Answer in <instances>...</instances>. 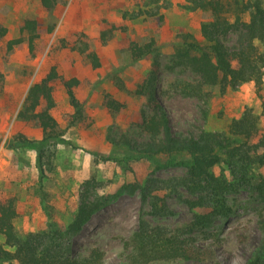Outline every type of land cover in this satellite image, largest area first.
Returning <instances> with one entry per match:
<instances>
[{
  "label": "rangeland",
  "instance_id": "obj_1",
  "mask_svg": "<svg viewBox=\"0 0 264 264\" xmlns=\"http://www.w3.org/2000/svg\"><path fill=\"white\" fill-rule=\"evenodd\" d=\"M223 1L232 7L233 0ZM244 18L247 20V15ZM26 19L38 23L35 53H30L27 42L9 51L8 42L21 36ZM211 20L210 11H194L187 0H57L51 12L42 8L40 0H0V24L8 29L0 45V201L15 199V227L21 238L50 226L66 229L77 212L82 184L92 176L100 184L97 191L108 195L126 183L146 185L150 179L170 181L185 176L182 167L155 171L147 159L137 160L128 148L115 145L125 136L138 142L148 138L142 131L143 115L152 111L146 97L134 92L149 72L153 57L133 60L128 50L131 42H157L162 65V93L157 95L175 133L190 136L227 132L230 123L241 119L246 109L260 117L264 132V81L260 93L249 82L236 87L205 86L198 95L189 96L188 84L196 86L198 77L186 69L172 68L181 36L192 34L205 44L201 26ZM91 51L100 58L98 69L86 57ZM54 66L63 78L80 80L76 94L84 117L70 123L74 110L60 81L54 83L56 105L51 115L63 135L49 137L45 143L41 179L35 146H17V140L22 137L37 144L47 136L36 122H23L18 114L31 85ZM106 96L123 108L110 111ZM212 171L219 181L233 182L226 164ZM250 177L254 185L262 183L264 166L252 168ZM151 188L145 205L139 192L123 194L98 213L75 239L76 255L87 257L98 249L104 254V264H120L128 254L140 218L179 235L186 234L195 214L210 213L213 221L208 226H197L193 234L198 245H214L221 264H246L257 248L262 238L259 221L264 218V194L260 191L251 187L228 190L224 196L215 195L211 204L200 205L196 201L199 196L181 186L176 192H170L163 183H151ZM161 198L168 202L170 214L154 217L151 203L157 202L160 207ZM185 200H190L193 207Z\"/></svg>",
  "mask_w": 264,
  "mask_h": 264
},
{
  "label": "trees",
  "instance_id": "obj_2",
  "mask_svg": "<svg viewBox=\"0 0 264 264\" xmlns=\"http://www.w3.org/2000/svg\"><path fill=\"white\" fill-rule=\"evenodd\" d=\"M187 1L194 11L212 13V20L201 26L205 44L199 43L192 34H184L181 36V44L176 46L172 68L186 69L199 79L196 86L188 84L190 90L187 95L196 96L205 86L236 87L249 82L254 83L260 93L264 81V51L261 50V45L264 46V0H233L230 4L232 9L223 0ZM40 4L43 9L51 12L57 0H40ZM244 15H247V20ZM20 35L8 42V50L12 51L27 42L30 53H35L39 38L37 21L26 19L20 28ZM7 36V27L0 24V45ZM128 50L135 61L153 57L149 72L134 92L139 97H146L147 106L152 112L143 115L142 131L148 136L144 142L130 140L125 136L115 145L128 148L137 160L147 159L155 171L182 167L186 170L185 176L170 181L150 179L146 185L139 182L126 183L113 195L99 193L97 190L100 184L92 176L82 184L77 212L66 229H53L50 226L24 238L18 235L15 227L18 217L15 199H3L0 201V264H104V254L98 249L92 250L87 257L77 256L75 239L98 213L123 194L139 192L145 205L152 192L151 183L167 184L170 192H176L178 186H181L190 194L199 196L196 201L200 205L211 204L215 195L224 196L228 190L251 187L264 194V180L254 185L250 177L252 168L264 166V132L260 117L252 109H246L241 119L230 123L227 132H201L190 136L175 133L166 108L157 95L161 92L159 78L162 65L156 40L151 39L143 44L131 42ZM86 57L93 68L101 67L96 52L91 51ZM57 81H60L74 110L70 123L73 125L81 121L84 110L76 94L80 80L63 78L55 66L44 78L31 85L18 114L23 122H36L47 136L37 144L22 137L17 140V146H35L41 179L44 175V145L49 137L58 138L63 135L57 130L58 123L51 115L56 105L53 84ZM2 82L3 75L0 73V87ZM105 104L114 112L123 108L122 104L109 96H106ZM221 164L228 166L233 182L226 184L213 175V168ZM170 182L175 183L168 185ZM161 201L163 203L160 207L157 202L151 203L154 217L170 214L168 202L162 198ZM185 201L193 207L190 200ZM221 203L225 205V201ZM213 217V213L195 214L194 220L187 226L186 234L179 235L140 218L138 229L128 244V254L120 264H221L215 256L214 245H198V238L193 234L197 226H208ZM259 229L262 238L246 264H264V218L259 221ZM188 233L192 235L186 236Z\"/></svg>",
  "mask_w": 264,
  "mask_h": 264
}]
</instances>
